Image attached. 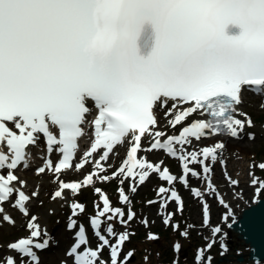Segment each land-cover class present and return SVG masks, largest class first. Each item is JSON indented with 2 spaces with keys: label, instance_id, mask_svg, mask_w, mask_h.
Here are the masks:
<instances>
[{
  "label": "snow or ice",
  "instance_id": "1",
  "mask_svg": "<svg viewBox=\"0 0 264 264\" xmlns=\"http://www.w3.org/2000/svg\"><path fill=\"white\" fill-rule=\"evenodd\" d=\"M246 89L264 95V0H0V173L6 172L0 174V205L15 195L12 206L28 216L30 198L13 184L19 180L15 170L22 164L28 167L29 146H36L42 136L49 157L47 170L59 174L73 168L85 126L91 124L94 138L75 168L79 171L102 150L94 171L82 183L60 181L53 199L62 197L66 189L79 194L82 187L94 183V177L102 182L122 177L121 185L130 179L129 188L135 194L139 185L157 173L170 187H160L157 195L161 199L148 203H159L165 209V226L178 231L179 224H171L174 213L166 211L174 201L176 211L183 213L184 202L174 188L178 178L138 154L162 150L179 160L183 173L179 183L185 188L189 175L201 179V172L191 167L200 165L209 193L216 195L211 164L222 158L226 145L216 142L195 148L192 142L217 135L237 138L245 124L252 127L251 118L237 112ZM93 108L96 114L89 121ZM160 111L173 129L186 126L178 135L158 130ZM195 114L207 119L189 123ZM237 115H244L245 120ZM145 138L150 141L147 148L142 147ZM248 138L255 139L251 133ZM125 143L127 158L112 176L103 175L107 172L104 163L116 146ZM53 152L61 157L55 166L50 158ZM259 168L264 170V163ZM45 170L40 167L36 174ZM19 183L23 188L25 182ZM257 183L253 179L252 184ZM261 190L264 182H259L257 196ZM118 191L120 203H130L124 188ZM95 192L103 207L97 205L90 224L100 243L95 250L88 247L85 228L80 225L67 255L73 264H109L101 258L107 247L110 264H121L123 245L132 234H117L111 223L107 236L102 234V218L118 219L127 226L136 214L129 209L125 220V211L113 208L101 189ZM191 192L197 199L205 195L196 188ZM218 199L228 209L223 217L228 220L232 210L222 197ZM71 207L73 216L78 215L77 209L84 211L79 203ZM202 211L203 226L208 227L207 202ZM3 220L15 223L8 215ZM36 220L33 216L27 223L29 238L7 246L16 256L0 257V264H40L37 250H45L50 238ZM142 223L147 226L148 221ZM76 227L70 218L69 230ZM221 231L213 227L212 236ZM181 235L187 237L188 232ZM42 236L43 242H38ZM148 239L158 237L149 234ZM214 243L213 239L207 249ZM221 248L223 255L227 248L224 244ZM180 250L176 244L175 251ZM132 255L129 252L123 264ZM204 257L205 250H198L196 264H204Z\"/></svg>",
  "mask_w": 264,
  "mask_h": 264
},
{
  "label": "rangeland",
  "instance_id": "2",
  "mask_svg": "<svg viewBox=\"0 0 264 264\" xmlns=\"http://www.w3.org/2000/svg\"><path fill=\"white\" fill-rule=\"evenodd\" d=\"M262 105L254 104H246L243 107L246 108L247 113L250 115L252 122L258 123V127L254 124L252 127H247L245 124L246 135L243 140L237 141L238 145L245 146V150L243 153H238L234 150H226L222 158L218 159L217 165H214V169L212 174L215 175V179L220 182L222 187L224 188V192L228 195V199L230 200V204L232 210H235V214L240 216L242 211L245 209L247 205L253 204V197H258L259 199L264 198V190L260 194V196H256L253 193V188L249 186V181L251 179H257L259 182H264V170L259 168L261 163H264V107ZM248 116V115H247ZM249 117V116H248ZM243 120H245V116L242 115ZM262 132V133H261ZM253 134L255 139L250 140L248 138L249 134ZM158 157H160L158 155ZM243 157V158H242ZM226 159L229 165H233V174L237 176L245 175L251 172L250 176H247L245 180L246 183L243 184V187L250 188L248 190V199L243 200L244 197L243 190L241 189V180L236 184H233L232 187L227 185V183L222 184V176L220 172L223 170L220 167V162ZM248 162L251 163V167H248ZM231 163V164H230ZM255 165V166H254ZM198 168V165H196ZM176 173L179 175L181 169L179 166L176 167ZM239 169L241 171H239ZM34 175V174H33ZM51 182L49 176L45 177ZM78 178V177H77ZM43 177L36 176V182L32 185H28L31 188V191L36 192L37 195L40 193V197H37L34 201V215L37 216V223L42 232H47L48 237L50 238V249L43 254L42 260L40 264H59L60 261H69L67 257L64 255V251L68 246L70 239L72 240L73 235L68 233L65 230V224L67 220L70 218L69 214V204L74 200L82 199L80 196H76L72 192L67 193L64 197H57L53 199L54 188L56 185L49 184L47 186L42 187L41 183H43ZM231 184V183H230ZM195 182H190L187 188L182 185L178 188V194L181 196L183 201L187 205V209L183 212V215H176L178 221L182 224L181 230L178 232L171 231L164 224V215L157 214V204L158 203H145V199L147 198L145 195V191L150 187H146L143 190L137 189V192L133 194L130 191V188L124 185L125 193L130 197H132V204L135 209L139 213V217L135 216V219L132 221V230L138 228L139 236L143 238L139 239L134 245V252L132 253L135 257L128 264H177V263H193V246H204L208 244L210 241V236L212 235L211 229L213 227L219 226L222 231L220 236L218 237V246L224 244L228 247L227 251L222 255L221 251L214 253L211 257L215 256L214 264H255L254 262H250L248 259L249 255V247L244 245L243 242L238 238V236L228 230V226L232 223V220L229 219L224 220L223 217L228 213L223 206H221L217 201L212 198L210 195H204L202 199H195L192 197L190 193L191 187H195ZM201 190L204 191L205 184L204 181L201 183ZM200 185V186H201ZM227 186V187H225ZM43 188V189H42ZM227 188V189H226ZM91 193L90 189L86 190L82 193ZM152 196V195H151ZM149 195V197H151ZM92 197V194L91 196ZM92 199H96L92 197ZM207 200L212 209L213 217L210 220V224L208 227L203 226V213H202V203ZM156 201V200H153ZM94 203V201H93ZM128 204H120L116 205V207L121 208L125 211V216L129 209H127ZM86 208L91 209V204L86 203ZM94 205V204H93ZM234 205V206H233ZM94 209V208H93ZM132 210V209H131ZM176 211L175 209H173ZM133 212L135 210H132ZM91 212H94L91 210ZM178 213V212H177ZM182 214V213H180ZM84 217V216H83ZM82 217V218H83ZM140 217L143 219L148 218L149 224L145 226L142 222H140ZM232 218V217H231ZM174 220L171 224H174ZM89 216H85L81 221L84 224H88ZM143 221V220H142ZM2 222L0 220V243L4 244V249L8 243H11L15 239L19 237H26L30 235L29 231H26L23 227H6L7 225H1ZM21 225V224H20ZM192 226V227H189ZM132 230H124L120 229L122 232H131ZM187 231V237L181 235V233ZM145 232V233H144ZM160 233V238L152 241L148 239L149 234ZM133 235V233L131 232ZM216 240V237H213ZM179 243L182 244V249L179 253L174 251V245ZM214 248V249H216ZM107 254H104L105 259L110 264V250L107 249ZM3 250H0V257H2ZM243 256L245 258L244 263L238 262V257ZM224 257V258H221ZM181 261V262H180ZM72 263V262H71Z\"/></svg>",
  "mask_w": 264,
  "mask_h": 264
},
{
  "label": "water",
  "instance_id": "3",
  "mask_svg": "<svg viewBox=\"0 0 264 264\" xmlns=\"http://www.w3.org/2000/svg\"><path fill=\"white\" fill-rule=\"evenodd\" d=\"M230 229L249 247V260L257 263L264 261V198L244 210ZM238 260L243 262L245 258L239 256Z\"/></svg>",
  "mask_w": 264,
  "mask_h": 264
},
{
  "label": "bare ground",
  "instance_id": "4",
  "mask_svg": "<svg viewBox=\"0 0 264 264\" xmlns=\"http://www.w3.org/2000/svg\"><path fill=\"white\" fill-rule=\"evenodd\" d=\"M243 109H244V111L246 110L245 107H243ZM237 119H240V120L243 121L241 115H240V116H237ZM164 126H167V124L165 123ZM255 126L258 127V126H259L258 123H255ZM261 133H262V132H261ZM245 135H246V132H245V129H244L243 132H241V134H240L239 137H237V138H232V137H230V136H228V135H224V136H219V135H217V136H214V137H209V138L205 139V140L203 141V143H202L198 148L203 147V146H211L212 144H214V143H216V142H223V143L226 145V148H225L224 152H225L226 150H230V149H231V150H234V151H236V152H238V153H243L242 151L245 150L246 147H245V146L238 145V144H237V141H241V140H243L244 137H245ZM224 152H223V153H224ZM242 158H243V157H242ZM230 164H231V163H230ZM211 165H212V164H211ZM250 165H251V163L248 162V167H249ZM232 169H233V165H229L228 170H229V172L231 173L230 178H231V180L236 181V182H237V180H239V179L242 181V182H241V189L243 190V194H244V197H243L242 199L245 201V200L248 199V190H251V189L248 188V187H247V190H246V188L243 187V184L246 183L245 180L247 179V176L249 175V173L247 174V176H245V175H244V176L241 175V176L239 177V176L233 174ZM239 171H241V170L239 169ZM46 176H48V175L45 174V175L42 176V177H43V181H45V182L41 183V186H42V187L47 186V185L50 184V183H49V180L45 178ZM23 178L29 182V185H32L34 182H36V175H33V173H30V172H24V173H23ZM23 178H22V180H23ZM252 180H253V179H252ZM250 181H251V180H250ZM218 183H219L218 180H216V181L214 182V184L217 185V186H218ZM69 191H71V190H68V192H69ZM221 195H222L224 201H225L228 205H230V202L228 201V195H227L225 192H223V191L221 192ZM257 202H258V201H257ZM251 205H252V204H251ZM251 205H250V206H251ZM250 206L247 205V206L245 207V209L248 208V207H250ZM245 209H244V210H245ZM226 210H227V209H226ZM229 219L232 220L231 216L229 217ZM6 227H8V225H7ZM18 227H20V226L18 225Z\"/></svg>",
  "mask_w": 264,
  "mask_h": 264
},
{
  "label": "trees",
  "instance_id": "5",
  "mask_svg": "<svg viewBox=\"0 0 264 264\" xmlns=\"http://www.w3.org/2000/svg\"><path fill=\"white\" fill-rule=\"evenodd\" d=\"M145 233V232H144ZM143 238L142 236H136L133 238V240L131 241V243L129 244L130 247H133V245L139 240ZM154 264V263H153Z\"/></svg>",
  "mask_w": 264,
  "mask_h": 264
}]
</instances>
